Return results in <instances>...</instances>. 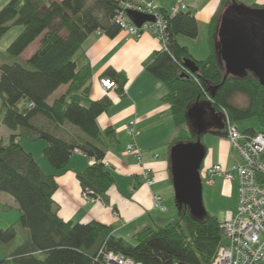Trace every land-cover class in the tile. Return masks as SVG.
<instances>
[{
	"label": "trees",
	"instance_id": "trees-1",
	"mask_svg": "<svg viewBox=\"0 0 264 264\" xmlns=\"http://www.w3.org/2000/svg\"><path fill=\"white\" fill-rule=\"evenodd\" d=\"M230 6L264 10L260 4L246 7L238 0H223L208 25L210 55L204 60L195 59L179 41V37H198L194 12L170 15L161 10L168 22V48L155 51L145 68L165 85L162 101L170 107L174 124L188 129L187 136L169 143L170 150L183 140L201 141L214 124L226 128L223 110L233 124L257 119L259 129L245 133H264L260 79L251 70L236 76L221 66L218 30L222 14ZM119 9L115 0H10L0 9V39L12 25L23 27L8 47L9 55L20 58L40 38L38 50L28 60L0 65V126L11 132L9 143L0 138V194H10L21 211L17 222L0 227V264H104L101 252H114L139 264H213L223 245L218 217L206 211L198 218L183 205H176V220L144 227L133 235L134 241L117 236L112 226L99 221H65L54 200L57 175L46 174L20 142L45 140L43 156L58 172L67 170L75 149H81L89 159L97 160L77 174L82 189L92 192V198L106 201L116 182L102 162L118 136L112 126L101 129L98 119L111 108L113 99L109 95L91 98L92 66L89 62L80 65L76 56L95 32L111 38L121 32L114 20ZM187 63H195L196 70L191 71ZM102 78L114 80L117 91L125 93L128 77L124 71L108 67ZM63 85L67 86L65 92L49 105V97ZM237 94L247 98L245 106L234 103ZM197 107L203 112L201 131L189 116ZM47 123L71 124L87 138L67 141ZM203 168L202 164V175Z\"/></svg>",
	"mask_w": 264,
	"mask_h": 264
},
{
	"label": "crops",
	"instance_id": "crops-1",
	"mask_svg": "<svg viewBox=\"0 0 264 264\" xmlns=\"http://www.w3.org/2000/svg\"><path fill=\"white\" fill-rule=\"evenodd\" d=\"M147 1L152 2L159 10L167 12L179 3L185 4L187 10L194 12L199 25L197 41L199 38L201 42L205 41L206 45L205 49L203 47V51L201 50V53L203 52L201 56H197L199 53L195 50L197 41L189 42L195 39L185 38L182 42L179 37V41L189 48L197 60H204L210 55L208 25L212 17L219 12L223 0ZM238 1L246 7L264 5V0ZM39 45L40 38L33 42L20 58L23 60L25 55V59L28 60L38 50ZM161 48V41L151 31H145L140 38L131 37L125 31H121L114 38L95 32L77 54L80 65L89 62L92 66L91 96H95L94 100L104 95H109L113 99V105L99 117L98 123L101 129L112 126L117 131L118 142L110 146L106 155V161L111 164L109 170L116 183L109 189L106 201L90 203L85 199L77 177L78 173L84 172L91 165V160L87 156L75 154L68 169L63 172H58L47 163L41 166L39 162L44 172L57 175L58 189L54 200L59 207L60 217L65 221L77 223L99 221L112 226L115 234L124 238L132 237L144 227L163 226L170 221L167 213L175 193L171 177L169 143L178 137L180 128L173 122L170 107L162 101V97L167 93L165 85L145 68V63ZM108 67L127 74L128 83L124 94H120L117 89L106 91L101 86L100 76ZM54 94L47 101L49 105L56 99ZM133 120L136 121L135 127L138 132L134 139L129 137L126 131L127 125ZM48 126L58 137L67 141L87 138L77 127L67 123L58 126L50 123ZM130 143H135L141 149L144 166H141L133 155L126 153ZM46 145L47 143H43V146ZM23 147L34 155L32 145ZM239 162L241 159L231 147L225 130V134L220 136V154L216 164L230 168ZM210 166L212 165L204 166L203 177H206V170ZM144 168L149 170L150 178L153 180L151 185L142 178ZM212 185L215 186V193L220 198L231 200L226 203V212L235 210L239 197L237 182L217 177L210 186ZM155 195L163 198L166 211L154 208Z\"/></svg>",
	"mask_w": 264,
	"mask_h": 264
},
{
	"label": "built area",
	"instance_id": "built-area-1",
	"mask_svg": "<svg viewBox=\"0 0 264 264\" xmlns=\"http://www.w3.org/2000/svg\"><path fill=\"white\" fill-rule=\"evenodd\" d=\"M120 9L115 16V22L122 31L129 36L140 38L144 31H151L161 41L162 48H168V22L161 11L147 0H115ZM187 6L179 3L170 11L174 15L180 11H186ZM128 11H134L155 17L154 22L145 23L142 28L137 27L127 16ZM101 84L105 90L116 89L115 81L102 79ZM226 123L227 138L231 147L238 153L241 162L230 168L220 164H214L206 170V183L213 184L217 177L238 184V204L235 210L226 212L225 219L221 222L223 245L219 248L213 264H264V133L248 134L240 131L234 125L228 113L223 110ZM136 121H130L126 131L129 137L135 138L138 134ZM75 153L85 155L81 149H75ZM126 153L133 155L141 166H144L142 151L135 143L127 146ZM94 164L97 162L91 159ZM105 167L110 168L108 161H103ZM143 180L151 185L149 170L143 169ZM87 190L83 191L86 200L99 202V198H92ZM154 208L166 211L163 198L154 196ZM104 264H139L130 258L118 255L114 252L102 253Z\"/></svg>",
	"mask_w": 264,
	"mask_h": 264
},
{
	"label": "water",
	"instance_id": "water-1",
	"mask_svg": "<svg viewBox=\"0 0 264 264\" xmlns=\"http://www.w3.org/2000/svg\"><path fill=\"white\" fill-rule=\"evenodd\" d=\"M133 23L141 28L146 22L155 21L154 16L133 11L128 12ZM218 54L226 65L227 73L242 76L251 70L264 87V10L227 7L218 30ZM195 71V63L186 64ZM195 127L201 131L203 112L198 107L189 111ZM206 151L202 142L177 143L170 150L171 177L176 205L186 206L191 213L203 218L206 208L203 200L201 166Z\"/></svg>",
	"mask_w": 264,
	"mask_h": 264
},
{
	"label": "rangeland",
	"instance_id": "rangeland-1",
	"mask_svg": "<svg viewBox=\"0 0 264 264\" xmlns=\"http://www.w3.org/2000/svg\"><path fill=\"white\" fill-rule=\"evenodd\" d=\"M9 1L10 0H0V9L3 6H5ZM22 31H23L22 26L12 25L10 30L0 39V65L3 63H13L18 60H22L21 58L11 56L7 53V50L10 44L19 36V34ZM98 33L102 34L101 31H98ZM185 38L187 37H181L182 42H184L183 39ZM187 39H190V38H187ZM191 41L194 42V41H197V39L190 40L189 42ZM205 45H206L205 41L203 42L202 40L201 42V40L198 38L196 49H195L196 52H199L197 53V56H201V54L203 53V52L201 53V50L203 51V47L205 49ZM25 58L26 57L24 55L23 56L24 61L26 60ZM76 58L78 57L76 56ZM220 60H221V66L224 72H226L227 68L224 62L222 61L221 57H220ZM0 77H1V72H0ZM95 85L96 83L94 84V88H95ZM65 89H66V85H63L62 88L54 94V97L57 98L60 95H62L65 92ZM91 98L94 99L95 96L92 95ZM234 103L240 106H245L247 104V98L242 94H237L234 98ZM220 113L222 114L221 110H220ZM223 123H225L224 116H223ZM234 125H236L239 128V130L242 132L248 129H255V130L259 129V125H258L256 118L236 121ZM77 129H79V131L84 134V132H82L80 128L77 127ZM225 130L226 129L220 126L219 124H214L213 126L210 127L209 132H207L202 137L201 142L206 151V157L203 163L204 166H206L207 164L214 165L217 163V159L220 154V136L225 134ZM186 132H188V129L186 126L180 127L178 137H180L181 135L187 136ZM10 134L11 132L6 127L0 126V138L4 141V143L10 142ZM20 142L23 146L25 145V147L27 146L30 147V145H32L31 148L34 152V156L36 160L38 161V163L40 162L41 166H43V163H47L48 165L50 164L48 160L43 156V150L45 148V146H43V143H47L45 140H38L36 142H30L26 139H21ZM181 143H190V142L188 140H183ZM203 178H204L203 179V184H204L203 185V200H204L205 208L208 212L217 216L220 222H223L225 219V215H226V210H225L226 203L231 202V200L220 198L219 195L215 193L216 192L215 186L214 185L210 186L209 184L206 183V177L204 176ZM230 182H234V181H230ZM89 202L94 203L93 201H89ZM167 214H169V218H170L169 219L170 221L168 223L178 218L179 212L176 206L175 198L172 201L170 207L168 208ZM20 215H21V211L19 208V204L14 200V198L8 193H1L0 194V227L7 228L11 224H14L15 222H17ZM127 239H129L130 241H134L133 236Z\"/></svg>",
	"mask_w": 264,
	"mask_h": 264
}]
</instances>
